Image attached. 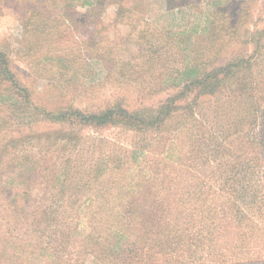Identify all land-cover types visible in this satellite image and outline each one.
Masks as SVG:
<instances>
[{"label": "rangeland", "instance_id": "1", "mask_svg": "<svg viewBox=\"0 0 264 264\" xmlns=\"http://www.w3.org/2000/svg\"><path fill=\"white\" fill-rule=\"evenodd\" d=\"M0 54L30 99L26 105V96L0 75V97L14 101L0 103V241L16 237L13 252L18 260L26 253L24 264L55 262L27 247L43 240L40 207L55 199L62 213L70 212L76 188L97 170L110 188L146 179L155 193L167 188L170 175L181 180L187 167L244 166L249 153H235L238 134L255 135L253 119L264 130V0H0ZM229 62L236 64L234 79L250 78L256 88L248 113L227 78L197 104L194 95L182 98L181 111L157 128L95 129L50 116L69 109L100 113L111 105L154 113L191 78ZM59 169L60 183L50 187ZM62 183L68 188L59 192ZM97 189L80 193L77 239L64 247L62 264H96L80 240L89 232L90 212L106 200L100 197L90 211ZM108 195L114 202L116 193ZM12 197L29 203L20 225L8 207ZM51 235L42 247L50 254L58 243Z\"/></svg>", "mask_w": 264, "mask_h": 264}, {"label": "trees", "instance_id": "2", "mask_svg": "<svg viewBox=\"0 0 264 264\" xmlns=\"http://www.w3.org/2000/svg\"><path fill=\"white\" fill-rule=\"evenodd\" d=\"M235 66L229 62L222 69H215L203 77L191 78L176 93L164 99L154 113L111 105L100 113L85 114L69 109L50 116L56 121H72L95 129L114 126L137 130L157 128L173 113L181 111L182 98L194 95L192 104H197L202 96L216 95L219 85L222 87L227 78L230 86L236 85L233 92L239 95L248 113L255 107L256 88L250 83V78L234 79ZM0 75L18 91L19 96H26V105L30 104L26 89L19 86L3 54H0ZM261 99L262 95H259V108L262 106ZM9 101L14 102L11 97H0V103ZM259 108L253 112L258 114ZM35 111L40 112L39 107L36 106ZM255 123V119L249 121L250 126L254 124L250 129L255 135L247 132L237 136L235 153L248 152V164L245 161L244 166L229 163L220 165V170L218 167H187L182 170L181 180L177 181L169 174L170 184L155 193L151 191L153 185L146 179L130 183L126 189L110 188L100 181L102 170H97L76 188L71 198L70 212L62 213L55 199H49L40 207V220L44 221L41 228L43 240L27 245L33 249L31 255L42 251L53 257L55 262L40 263H63L59 260L67 253V247H64L74 238L77 239L79 229L75 222L81 213L80 193L82 190L93 191L95 185L98 189L88 206L90 211L97 209L100 197L106 200L99 205L98 211L90 212L89 232L82 237L80 244L81 248H85L84 255L93 257L96 264H264L261 256L264 235L260 234L261 231L264 233V130H256ZM245 145L249 149H241ZM192 146L195 150L196 145ZM234 148L227 149L226 154L233 153ZM234 159L237 163L241 161V157ZM61 178V169L52 173L50 187L58 185ZM164 182L161 181V184ZM67 188L68 185L62 183L58 191L64 192ZM103 188L107 189L106 193H102ZM114 193L116 203L108 198V194ZM25 194L26 190L22 196ZM9 201L8 207L13 209L20 225V221L24 222L27 218L29 203L26 200V203L24 200L18 203L13 197ZM52 233L58 236V243L50 254V249L42 247L45 242L50 245ZM16 240V237L8 236L0 241V264H24L25 252L20 254L21 260L15 258L13 251H17L18 246L13 244ZM142 241L146 244L150 241V244L142 246ZM38 247L40 251H37ZM257 248L259 251L254 253Z\"/></svg>", "mask_w": 264, "mask_h": 264}]
</instances>
